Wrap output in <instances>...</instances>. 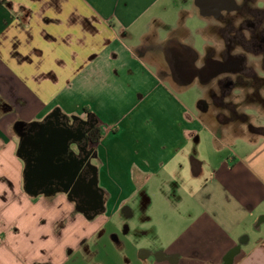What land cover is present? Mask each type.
<instances>
[{
    "label": "crops",
    "instance_id": "0c3cea01",
    "mask_svg": "<svg viewBox=\"0 0 264 264\" xmlns=\"http://www.w3.org/2000/svg\"><path fill=\"white\" fill-rule=\"evenodd\" d=\"M184 1L0 0V264H264V121L218 131L207 96L194 111L182 97L192 85L163 74L175 47L209 46L208 17ZM195 13L207 22L195 28L201 51ZM53 111L102 132L91 146L103 210L91 219L64 188L34 186L49 181L39 139L61 122ZM159 181L178 191L164 194L160 225L176 215L168 249L120 227L153 222Z\"/></svg>",
    "mask_w": 264,
    "mask_h": 264
},
{
    "label": "flooded vegetation",
    "instance_id": "af4514ba",
    "mask_svg": "<svg viewBox=\"0 0 264 264\" xmlns=\"http://www.w3.org/2000/svg\"><path fill=\"white\" fill-rule=\"evenodd\" d=\"M208 19L212 20L208 30L214 39L209 40L204 54L199 56L195 51L175 47L167 56L168 70L163 74L184 83V87L198 85L211 104L220 109L224 107L231 115L237 113L232 106V96L233 91L239 88L243 91V99L264 105V75H261L264 73V0H236L233 9L223 10L218 16ZM237 48L241 51L237 52ZM57 115H61V122L56 118L55 124H49V134L45 138L52 137L55 131L66 134L70 149L63 157L72 167L66 174L48 175L44 179L49 180L48 183L34 186L51 191L68 188L78 207L87 212L99 210L96 205L100 200L103 203V199L95 185L94 150L91 146L96 122L90 118L69 120L58 111ZM220 115L226 117L223 111L217 113V117ZM50 117L54 115H48ZM249 129L253 132L260 130L254 125ZM71 174H74L72 179Z\"/></svg>",
    "mask_w": 264,
    "mask_h": 264
},
{
    "label": "rangeland",
    "instance_id": "374dc122",
    "mask_svg": "<svg viewBox=\"0 0 264 264\" xmlns=\"http://www.w3.org/2000/svg\"><path fill=\"white\" fill-rule=\"evenodd\" d=\"M192 2V0H189ZM185 1L184 0H175V8L177 9H183L185 5ZM187 21L189 25L192 26V33L196 39V48L201 51V44L203 43V40L201 39V35L199 33H196L195 28L196 27H200V26H205L207 22L203 21L200 16H198L196 13L194 15H192L191 17H187ZM209 23L212 21L211 19H208ZM207 21V20H206ZM209 25V24H208ZM204 36L207 38V40H212L214 39V37L210 34L209 30H208V26H206L203 30ZM135 41L137 42V39H135ZM239 93H236V90L233 91V108H235L237 110V113L234 115L229 114L226 109H224V107L217 108L215 105L210 104L209 105V110H210V115H209V123L211 125H213L218 131H224L228 130L229 133L235 135V134H241V132H243L244 130L241 129V127H245L244 129H247L246 126H248L251 122L255 123L256 119L258 121H264V105L263 104H259V103H250L248 101H246L245 99H243V94H242V90L239 88ZM182 97L184 98V100L189 104L190 108L193 109L194 111H196L197 109V100L199 98H201L204 95V91L201 87H199L198 85H192L190 87H188L187 89L184 90V92L182 93ZM208 98V97H207ZM209 99V98H208ZM229 100V98H228ZM237 101H239L237 103ZM224 109V110H222ZM225 112L226 113V117H228L229 115L231 117L226 118L223 115H220L219 117H217V113L218 112ZM231 128V129H230ZM190 150V149H189ZM201 150L203 151V153H208L209 150L205 151V148H201ZM191 151V150H190ZM202 153V154H203ZM181 153L178 155L177 158V164H175V169L178 170V172L180 174H185V171L183 172V169L181 168V163L182 161L186 159V162L189 163V154H187L184 157H180ZM204 156V154L202 155ZM203 158V157H202ZM185 163V162H184ZM160 184V185H159ZM151 190V194L153 196L152 199V204L150 206V210H148L147 214L151 215L152 213L157 214L156 216H154L153 218H155L153 220V222L151 221V223H145L144 221H139L140 219L143 218V215L141 216H137L136 219H138L137 222H133L131 221V218H129L128 222L123 223L122 225H120V227H123V229L125 230L127 227L130 228L131 230L135 229L137 227V235H139V239L137 240V242H139V245H143V246H148V247H154V246H163L164 248H171L174 244L173 242V238H175V236H177V231L174 230L175 226V219H176V215L172 214L171 217H169V225H166L164 220L162 219V224L160 225V218H161V214L164 211H168V207L166 205L165 202V195H167L168 197L174 199V195H178V191H177V186L176 184H166V185H162L161 181H159L157 184L151 185V187H149ZM182 192L187 193L189 192V189L186 185L185 189H182ZM165 194V195H164ZM172 209H176L173 206ZM171 209V208H170ZM177 212V211H176ZM175 212V214H176ZM152 215V216H153ZM124 217H122L120 214H115L113 217V222L117 223L119 225V223L121 224V222H123ZM156 227L155 231H151V227ZM116 234H114V240L117 241L116 239Z\"/></svg>",
    "mask_w": 264,
    "mask_h": 264
},
{
    "label": "water",
    "instance_id": "95a60500",
    "mask_svg": "<svg viewBox=\"0 0 264 264\" xmlns=\"http://www.w3.org/2000/svg\"><path fill=\"white\" fill-rule=\"evenodd\" d=\"M194 4L198 8L199 14L202 17H210L218 16L223 10L233 9L236 5V0H194ZM238 64H240V62ZM56 114L57 111H53L49 116H55ZM65 136L66 134L55 131L53 136L49 139L45 137L39 139V143L43 144L44 149L39 161L41 164H45L46 169L43 171V173L47 176H60L63 173L66 174L72 167L70 163L64 160L63 157V154L66 152V150L70 149V143L65 138ZM76 170H78V168ZM71 176V179L74 178V174H71ZM31 188L32 184L27 182L25 189L30 191ZM65 190L68 191V188ZM96 206L99 208V210L95 209L92 214H88L89 219L93 218L98 212L103 210L102 200H100ZM79 208L86 213V210L81 207Z\"/></svg>",
    "mask_w": 264,
    "mask_h": 264
},
{
    "label": "trees",
    "instance_id": "16d2710c",
    "mask_svg": "<svg viewBox=\"0 0 264 264\" xmlns=\"http://www.w3.org/2000/svg\"><path fill=\"white\" fill-rule=\"evenodd\" d=\"M91 143L93 144V145H96L98 142H99V140H100V138L102 137V132H101V130L99 129V127H96L95 128V130H94V132H93V134L91 135ZM114 237V236H113ZM113 240H114V238H113ZM116 243H118V241H116V240H114Z\"/></svg>",
    "mask_w": 264,
    "mask_h": 264
},
{
    "label": "clouds",
    "instance_id": "9594fccd",
    "mask_svg": "<svg viewBox=\"0 0 264 264\" xmlns=\"http://www.w3.org/2000/svg\"><path fill=\"white\" fill-rule=\"evenodd\" d=\"M236 51H237V52H240V51H241V49L237 48V49H236ZM261 75H264V73H261ZM239 91H240V90H239V89H237V90H236V93L238 94V93H239ZM238 102H239V101H237V103H238Z\"/></svg>",
    "mask_w": 264,
    "mask_h": 264
},
{
    "label": "built area",
    "instance_id": "2783aa9c",
    "mask_svg": "<svg viewBox=\"0 0 264 264\" xmlns=\"http://www.w3.org/2000/svg\"><path fill=\"white\" fill-rule=\"evenodd\" d=\"M0 240H1V235H0Z\"/></svg>",
    "mask_w": 264,
    "mask_h": 264
}]
</instances>
